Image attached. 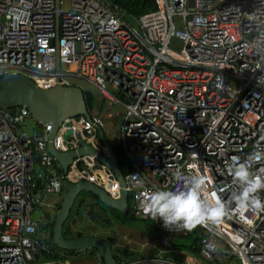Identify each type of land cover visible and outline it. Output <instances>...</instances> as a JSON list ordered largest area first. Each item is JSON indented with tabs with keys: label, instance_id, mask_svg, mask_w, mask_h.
Wrapping results in <instances>:
<instances>
[{
	"label": "built area",
	"instance_id": "1",
	"mask_svg": "<svg viewBox=\"0 0 264 264\" xmlns=\"http://www.w3.org/2000/svg\"><path fill=\"white\" fill-rule=\"evenodd\" d=\"M156 4L129 16L131 24L108 0H0V78L23 75L42 89L83 81L124 109L117 146L107 137L102 103L97 115L64 118L52 140L56 150L76 153L64 169L48 149L52 124L36 122L25 106L0 108V264L61 263L46 262V255H66L44 236L47 214L41 223L33 213L59 204L64 186L79 182L120 199L122 181L97 159H113L112 148L126 161L119 164L132 214L161 233L163 253H182L175 239L198 228V264H264V210L237 208L241 186L232 174L245 164L264 179V158L252 156L264 154V0ZM29 120L33 133L25 130ZM81 148L95 153L79 154ZM197 172L206 178L202 196L215 193L229 215L164 227L149 212L150 196L187 190ZM255 195L264 202V189ZM163 255L116 264H189Z\"/></svg>",
	"mask_w": 264,
	"mask_h": 264
},
{
	"label": "water",
	"instance_id": "2",
	"mask_svg": "<svg viewBox=\"0 0 264 264\" xmlns=\"http://www.w3.org/2000/svg\"><path fill=\"white\" fill-rule=\"evenodd\" d=\"M25 106L30 111L32 118L39 123H50L53 126L49 136L48 149L52 155L61 163L63 168H67L68 164L75 157V152L62 153L56 150L52 140L55 136L57 128L62 120L66 117L76 115L90 116V111L86 103L85 93L79 87L56 85L51 89L39 88L31 79L23 75H6L0 78V108L7 110L14 107ZM79 154L90 153L94 154L91 148H81ZM111 154L113 159L98 155V161L109 165L118 175L124 186L122 197L115 199L109 195L104 189L90 182H79L74 184L69 190L64 193L60 209L57 212L52 244L62 250L71 252H80L87 250H96L99 257L102 258L104 264L118 263L117 256L112 249V244L117 239L108 238L106 240L95 236L83 235L77 233L75 238L66 239L63 236V227L67 219L70 208L75 196L82 190L93 193L98 196L100 201L109 208H114L120 211H128L130 204L129 191L126 188L125 176L119 164V156L117 151L112 148ZM86 216L90 221L101 220L109 223V220L104 218L96 211L95 203L92 202Z\"/></svg>",
	"mask_w": 264,
	"mask_h": 264
},
{
	"label": "rangeland",
	"instance_id": "3",
	"mask_svg": "<svg viewBox=\"0 0 264 264\" xmlns=\"http://www.w3.org/2000/svg\"><path fill=\"white\" fill-rule=\"evenodd\" d=\"M127 19L131 24H134V21L132 18H129L128 16ZM176 46L181 48V44H176ZM70 83L74 86H79L83 90V93L90 94L93 97V99L96 100V103H95L96 105L94 106V109L92 110L93 115L98 114L97 103L98 104L102 103L104 105L105 108L103 112V117L105 118L107 122V128H106L107 137L113 145H116V146L119 145L120 132H121L122 125L124 122L123 107L118 104L104 101L101 93L98 92V90L95 89L93 86L87 84L86 82L79 81V80H72ZM236 87H237L236 81L233 80L231 82L232 90H236ZM111 112H112V116L110 115ZM34 127H36V122L33 120H29L27 128L25 130L29 133H33ZM68 136L69 134L66 135V137ZM68 187L69 185L64 186V191L60 196V200L62 196L64 195L65 188H68ZM79 197L87 198L88 200L94 202L93 195L91 192L82 190L79 192ZM43 213L45 214L48 213L47 208H43L41 209V211L36 210L32 216L33 220L36 222H41ZM131 215L133 216L132 211H131ZM127 222H128L127 233L129 237H126L125 240L123 241L124 243L122 244V246L118 248L119 254L115 253L114 251L115 256L118 257L117 258L118 260L131 263L133 261H136V260H139L145 257L164 254L163 256L166 258L175 259V260H179L183 262L190 259L192 261H189L188 262L189 264H198V263H201V261H203L193 249V246L195 245V240H196V237L194 235H191L189 237H180V238L175 239L174 241L175 250L178 252H182L179 255H174L173 253H170V252L163 253L164 251H167V248L163 245V242H162L163 237H161L160 235L161 233L158 232L157 230H154L153 232H151L147 229V226L150 223L142 222L139 220V218H130L129 221ZM91 225L94 228H96V230L97 229L100 230V225L98 223L91 224ZM75 229L77 228L75 227L74 230ZM139 234H140V237H139ZM132 235L134 237H131ZM40 238L42 239L43 235H40ZM178 245L179 247H176ZM46 259H47L46 262H50L49 260H51V259H48L47 257ZM98 261H99V258L97 257V254L92 255V253L88 251H80V252H77L75 255H68L62 258L60 264H98ZM206 264H211V263L206 262Z\"/></svg>",
	"mask_w": 264,
	"mask_h": 264
},
{
	"label": "clouds",
	"instance_id": "4",
	"mask_svg": "<svg viewBox=\"0 0 264 264\" xmlns=\"http://www.w3.org/2000/svg\"><path fill=\"white\" fill-rule=\"evenodd\" d=\"M252 156L256 161L264 158V154L260 151L254 152ZM232 174L241 186L239 192L233 196L237 208L240 211L247 210L249 207L264 210V202L255 195L264 189V179L254 176L245 164L236 165ZM205 179L197 172L192 176L191 187L187 190L154 192L150 196L151 216L162 219L164 227L169 229L180 222H183L185 228H191L205 220L213 222L222 220L223 217L229 215L228 207L215 193L211 194L210 199L202 196L201 189L205 184ZM97 257L99 258L98 255Z\"/></svg>",
	"mask_w": 264,
	"mask_h": 264
},
{
	"label": "flooded vegetation",
	"instance_id": "5",
	"mask_svg": "<svg viewBox=\"0 0 264 264\" xmlns=\"http://www.w3.org/2000/svg\"><path fill=\"white\" fill-rule=\"evenodd\" d=\"M68 189L65 188L64 193H66ZM63 191L61 192V194L63 193ZM92 195H93L96 211L104 218V220H109L110 222L106 223L98 219L93 222L90 221L89 217L86 216V213H88L89 207L92 201L88 200L87 198L79 197V193H78L73 200V203L70 208V213L67 219L65 220V225L63 227V236L66 239H71V238L73 239L75 238V235L77 233H82L83 235L95 236L103 240L113 237V238H116L117 240L111 243L112 249L113 251H115V253L119 254L118 248L122 246L125 238L129 237L127 233L128 231L127 221H129L130 218H135L134 215L133 216L129 215V213L131 212L130 204H129L128 211L126 212L120 211L114 208L107 207V205L103 204L100 201L98 196L94 195L93 193ZM63 196L59 204H54V205H51V207L47 208L48 213L46 215V219L44 220L41 226L44 232V236L46 235V239L48 243L49 241H51V238L53 236L54 223H55L57 212L60 209V204L62 202ZM95 223H98L100 225V230L99 229L96 230V228H94L91 225ZM75 227L77 229L74 230ZM67 228L69 230H66ZM87 251L92 253V255L97 254L96 250L94 249L87 250Z\"/></svg>",
	"mask_w": 264,
	"mask_h": 264
},
{
	"label": "trees",
	"instance_id": "6",
	"mask_svg": "<svg viewBox=\"0 0 264 264\" xmlns=\"http://www.w3.org/2000/svg\"><path fill=\"white\" fill-rule=\"evenodd\" d=\"M111 3V6L114 10L121 12V14L124 16L125 19H127L128 16H135L139 17L140 15L150 11L154 10L157 6L156 0H108ZM86 103L88 105L89 111L92 112L94 109V106L96 105V100L93 99V97L90 94L85 93ZM120 158V161L126 164V161L123 159V154L119 149H116ZM131 170V167L129 168ZM131 215V212L129 213ZM66 230H69L68 228ZM192 235L196 237L195 245L193 246V249L198 254L199 253V243L201 240V237L204 236V231L199 230L198 228H195L192 232ZM49 244L52 251H57L61 253H65V255H75L77 252H71V251H65L62 250L52 244V240L49 241ZM179 247V245H178ZM182 247V246H180ZM48 259H62L60 257V254H50L46 255ZM118 258V257H117ZM212 264V263H211ZM219 264V263H217ZM220 264H240V260H237L235 258H231L229 260H225L223 263Z\"/></svg>",
	"mask_w": 264,
	"mask_h": 264
},
{
	"label": "crops",
	"instance_id": "7",
	"mask_svg": "<svg viewBox=\"0 0 264 264\" xmlns=\"http://www.w3.org/2000/svg\"><path fill=\"white\" fill-rule=\"evenodd\" d=\"M136 218V217H135ZM140 221H142V222H147V223H150V224H148V226H147V229L149 230V231H151V232H153L154 230H156L155 228H154V225H153V223L152 222H150V221H144V220H141V219H139ZM161 235V234H160ZM120 237V236H119ZM131 237H134L133 235L131 236ZM139 237H140V234H139ZM161 237H162V235H161ZM194 260V259H193ZM188 262L189 261H192V260H190V259H188L187 260Z\"/></svg>",
	"mask_w": 264,
	"mask_h": 264
}]
</instances>
